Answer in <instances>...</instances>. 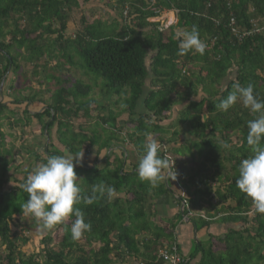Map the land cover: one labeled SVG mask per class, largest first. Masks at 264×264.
Masks as SVG:
<instances>
[{
	"label": "trees",
	"instance_id": "16d2710c",
	"mask_svg": "<svg viewBox=\"0 0 264 264\" xmlns=\"http://www.w3.org/2000/svg\"><path fill=\"white\" fill-rule=\"evenodd\" d=\"M91 1L100 0H0V55L4 59L0 84L3 90L7 85V96L12 98L9 104L0 101V264H168L158 257V251L172 244L182 258L179 264H186L173 230L156 225L150 217L152 200L169 194L175 197L170 184L164 185L163 178L156 186L141 181L136 171L138 161L132 172L125 169V147L91 138L100 133V127L109 130V122L115 127L112 137L120 144L125 142L123 129H128L125 137L138 146L139 157L146 138L155 134L152 136L161 143L159 154L170 158L175 168L179 157L187 155L192 161L189 182L195 190L186 187L182 199L190 207L179 211L178 221L196 209L199 212L188 218L197 230L216 220L240 225L225 235L222 252L213 249L211 239L198 240L193 243L189 259L200 255L197 264H264V214L256 212L251 199L236 185L241 161L252 155L246 139L247 122L257 114L240 101L227 111L216 107L237 84H252L264 100V0H117L109 22L84 15L83 30L73 37L66 36L68 14L80 2ZM163 11H175L177 22L165 27L152 20ZM232 17L240 33L249 32L247 36L239 39L232 32ZM253 24L261 31L250 33ZM193 26L206 44L205 52L180 55L175 33ZM23 65H31L34 76L47 79L48 87L42 94L49 93L50 84L55 83V92L49 93L46 104L43 100L41 112L9 108L10 104L28 106L39 101L32 92L36 82L22 90L13 85ZM74 69L94 75V82L101 79L99 94L105 99L109 95V101L98 106L92 95L93 85L76 76ZM68 75L75 81H70ZM28 88L31 92L23 95ZM6 110L10 114L5 115ZM80 115L93 121L76 128L73 118ZM122 116L126 119H120ZM4 119L12 129L32 122L42 134L47 128L49 141L43 146L41 141L34 142L33 148H43L50 156L62 155L63 150L77 155L95 146L99 151L121 153L113 160L107 155L103 168H75L85 194H90L95 184L115 189L110 199L77 206L85 213L86 222L91 223V230L80 239L71 237L73 216L45 233L37 253L22 251L29 241L17 223L25 217L20 208L28 199L22 185L34 169L20 171V166L14 164V146L6 147L1 129ZM120 121L125 123L118 127ZM231 136L237 137L236 143ZM169 144L174 145L166 150ZM22 149L30 153L24 146ZM34 155L41 160L38 153ZM46 160L42 158L41 162ZM83 171L96 174L87 178L91 185H83ZM20 173L23 180L16 178ZM12 176L15 185L5 191ZM203 203L208 206L203 207ZM200 213L209 219L200 217Z\"/></svg>",
	"mask_w": 264,
	"mask_h": 264
},
{
	"label": "clouds",
	"instance_id": "9594fccd",
	"mask_svg": "<svg viewBox=\"0 0 264 264\" xmlns=\"http://www.w3.org/2000/svg\"><path fill=\"white\" fill-rule=\"evenodd\" d=\"M176 39L179 41V54L185 55L194 51L203 55L206 44L201 40L198 29L177 30ZM238 101L257 114L247 122V145L252 155L241 161L239 178L236 185L248 198L259 214H264V100L254 91V86L248 84L242 87L237 84L229 95L216 106L227 111ZM161 143L153 136L146 138L143 155L140 157L136 169L138 178L156 186L162 179V171L169 167L171 174H176L166 157L160 153ZM83 152L77 155H55L47 158L45 163L38 165L28 174L22 185L28 199L22 204L23 216H31L38 222L41 232L52 230L75 217L70 225L71 237L78 240L91 230V223L86 222L85 213L80 207L91 205L97 199L112 198L115 189L112 186L101 184L93 185L90 194H85L78 182L75 168L81 164ZM176 178V177H175ZM183 201V200H182Z\"/></svg>",
	"mask_w": 264,
	"mask_h": 264
},
{
	"label": "rangeland",
	"instance_id": "374dc122",
	"mask_svg": "<svg viewBox=\"0 0 264 264\" xmlns=\"http://www.w3.org/2000/svg\"><path fill=\"white\" fill-rule=\"evenodd\" d=\"M107 1H109L110 5L106 4ZM116 1L117 0H100L97 2L91 1L90 3H87V4L80 2L79 7L72 9L71 12L68 14V16H69L68 25L69 26H68L67 32L65 33L66 36H72L73 37L76 35L77 31L83 30V28H84L83 16L84 15H86L88 18L94 17V18H99L101 21L109 22L111 20V15L113 16L115 14L112 7L113 8L115 7L114 5H115ZM165 12L166 13H164L163 16H161L158 20H160L163 24H170V22H172L171 20H172V17L174 16L175 11H173L174 13L172 11H165ZM116 16L118 17V15H116ZM154 19H156V18H154ZM10 24H11V21H10ZM48 61H50V60H48ZM2 62H4V59L0 55V67L2 65L1 64ZM47 65L48 64H46V66H45L46 68H48ZM32 69L33 68H31V65L25 66V68L23 65V68H21L22 71L20 70L19 74L17 73V75H16L17 80H14L13 85H15L16 87H18L19 89L22 90V88L25 86H31L32 87V84L36 82V84L33 85V87H35V89H33L32 92H33V94H36L35 96H37L39 102L42 101V99H43L45 104H46L48 102L49 97H50L49 93L52 94L53 91L55 92V89H56L55 83L50 84L51 91L49 93L42 94L44 88L48 87V85H46L48 81L45 77L43 78L40 76L39 77L34 76L31 73ZM42 69H43V67H42ZM39 71L42 74L43 70H39ZM55 72L57 74H59L57 71H55ZM63 73L68 74V72H66L65 69L63 70ZM75 73H76V76H78V77L80 76L84 82L90 83L93 85L94 91H93L92 95L94 94L93 95L94 98H96V100L98 101L97 102L98 106L101 103H106L105 100L110 99L109 95H107L106 99H105V97L103 98L102 94H99V92L101 93V91H99L100 90V82H101V84H103V81L101 79H100V81L94 82L93 81L94 75L92 76L91 74L90 75L85 74L83 72V70H79V69L75 70ZM24 75H25V77H24ZM37 77H38L39 81L38 80L36 81ZM67 77L69 78L70 81H75L73 76L68 75ZM29 79H30V81H29ZM26 80H27V82H26ZM6 82H8V79L6 80ZM95 83H96V85H95ZM6 84H8V83H6ZM69 86H70V84H69ZM6 87H7V85H6ZM6 87L3 90V87L1 88V84H0V91L2 90V97H0V100L5 101V102H9V101H12V98L7 96L9 89H7ZM31 90H32V88H28L27 91L23 90L22 94L28 95L31 92ZM10 92L12 93L11 89H10ZM93 106L97 110V106H95V105H93ZM11 107H14V106L12 104H10L9 108H11ZM15 107L16 108H14V109H19V110L22 109L23 110L25 108V104L21 105L20 107H18V106H15ZM28 109L31 112L36 113V112H41L44 109V106L42 104L36 103V104L29 105ZM115 109H118V108H115ZM4 114L8 115V114H10V111L6 110ZM102 115H104V112H102ZM14 118H16V116ZM18 118H19V116H17V119ZM120 119H126V116H122ZM90 120L93 121L92 118L88 119V118L80 115L78 117L73 118V124L75 125L76 128H79L80 124L89 122ZM9 122H10V120H9ZM124 123H125L124 121H120L117 123V125H118V127H121V125L123 126ZM163 123L166 124L167 122H163ZM3 125L4 126L1 129L6 136V147L9 148L12 145L14 146V150H13L14 156H15L14 157V159H15L14 164L20 166V171H23L28 167H30L33 170L38 165L42 164V162H41L42 158L47 159L48 157H51L50 155L46 154V151L43 148H37V149L33 148L35 146V144H34V140L36 139L35 137L41 135L40 127H38L36 124H34V122H32L29 126L24 127L25 129L21 128V127H16V128L12 129L8 124V120H5V119L3 120ZM85 127H87V126H84V128ZM107 127L109 128V130L104 129L103 127L98 128L100 133L97 134L95 136V138L93 136H91V138L96 139V140H99V138H101L100 142L102 144H111V145H114L116 147H121V146L125 147V151H127V154H128V162H126L125 169H126V171L132 172L133 170L131 167L136 162V158H135L136 156L134 155V153H136V151L138 152V146L136 147L134 144H131V142L128 141L129 139L127 140V138L125 137V133L127 134V132H128L127 128H124L123 129L124 131L121 134L122 137L124 136L125 142L120 144L119 142H117V141H120L119 139L112 137V135L115 133L114 124L112 122H109V124H107ZM85 130H87V128H85ZM87 132H89V131L87 130ZM44 133H45V131H44ZM54 134H55V132H54ZM108 135H110V136H108ZM152 135H155V134H152ZM167 137H169V134L167 135ZM108 139H110V140H108ZM231 139H232L233 143H236L238 140L236 136H231ZM40 141L43 143V140H40ZM169 145L170 146L166 145V150L169 147H172L174 144H169ZM177 145H180V144L177 143ZM22 146L29 149L30 153L23 150ZM182 148H183V151L186 150V146H184ZM101 151H104V150H101ZM101 151H99V152H101ZM35 153H38V155L40 156V158H41L40 161H37L35 159V155H34ZM115 154H116V152H115ZM165 154H167V153H165ZM185 154H187V153H185ZM196 158L200 159L197 156H196ZM91 159L92 158H90V160L88 159L87 163L90 162ZM102 159L103 158H101V161H98V163H99L98 167L99 168H103L107 164L106 161L102 160ZM179 159H181V160L178 161V160L174 159L175 163H176L175 169H176V172L179 174L178 175L179 180L175 181V179L171 176V173L168 172V169H169V167H168V168L163 169L164 171H166V173H164L165 176L162 175L163 176L162 182L164 183V185L170 184V186L173 187L172 188L173 192H176L179 188L183 189L185 191L186 187H189L193 191V190H195V185L193 183L189 182L190 181L189 180V170L191 169L192 161L188 158L187 155H185V157H183V158L179 157ZM170 161H172V160L170 159ZM116 163H118V161ZM170 165H171V163L169 162V166ZM114 167H115V165H114ZM174 172H175V170H174ZM167 175L168 176L170 175V176L167 177ZM98 176H100V175H98ZM82 177L86 178V179L90 178V177L94 178V177H96V174L83 171ZM16 178L22 179L23 174L20 173V175H17ZM86 179L84 180L83 185H87V184L91 185L90 182H88V179L87 180ZM14 180H15V178H14V176H12L11 181H10L11 185H6L5 191L9 190L11 187H13L15 185V183L13 182ZM81 181H78L79 184ZM181 182H183V185L185 186V188L181 187V185H178V183L181 184ZM186 184H188V185H186ZM176 186H178V189L176 188ZM213 186L216 187L217 185H215V183H213ZM202 205H203V207L208 206L207 203H203ZM188 207H190V206L188 205ZM194 210L196 212H199L196 209H194ZM17 223L19 225H21L19 228H22L21 230L23 231V233L27 237H29L28 243H26L25 245L22 246V251L24 253H28V254L29 253H37L43 245V244H41V238L45 235V233L47 231H44V232L39 231L37 220L34 218V222H33L31 216H25L24 219L21 220V223L19 221H17ZM207 239H208L207 237L203 238L204 242H207L208 241Z\"/></svg>",
	"mask_w": 264,
	"mask_h": 264
},
{
	"label": "crops",
	"instance_id": "0c3cea01",
	"mask_svg": "<svg viewBox=\"0 0 264 264\" xmlns=\"http://www.w3.org/2000/svg\"><path fill=\"white\" fill-rule=\"evenodd\" d=\"M164 13H166V12L164 11ZM163 14H162V16H163ZM171 21L172 22H170V24H164L165 27H169V26H171L177 22L176 12L174 13V16L172 17ZM2 87H3V83H2ZM0 93L2 94V90L0 91ZM1 97H2V95H1ZM3 102L5 104H8L10 101L9 102L3 101ZM36 103H39V104H42L43 106H45L43 99H42V101H40V102L37 101L33 104H36ZM21 105H23V104H21ZM21 105H18V107H20ZM29 105H31V104H29ZM28 106H26V104H25L24 109H28ZM14 108H16V107L15 106L11 107V109H14ZM20 110H22V109H20ZM31 113H33V112H31ZM44 131H45V133L43 132V134L41 133V135L36 136L35 137L36 139L34 140V142H38L40 140H43L42 146L44 143L46 144L49 141L48 139H50L48 136V133H47V128ZM51 134H52V137L56 136V134H54V132H52ZM59 148H61V150H63L62 147H59ZM82 152H83V158H82L80 165H82L85 168L98 166V164H99L98 161H101V158H103L102 160H105V157L107 155H111V160H113L115 158V156L119 157L121 155V153L118 151H115L116 154H112L110 151H107V150L99 152L97 146L93 147L89 151L87 150V152L85 151V149H83L80 153H82ZM66 154H69V153L65 152L63 150L62 155H66ZM124 155H125V157H127V162H128V154L125 153ZM134 155L136 156L135 157L136 158L135 163H137V161L139 162L140 157L138 155V152L136 151V153H134ZM87 158L89 160H90V158H92V159L90 162L87 163V160H88ZM133 165H132V167H133ZM168 172H169V170H168ZM164 173H165V171L163 170L162 175L165 176ZM175 175L171 174V176L175 179V181L176 180L178 181L179 178L176 177ZM7 185H11V183H9ZM178 185H183V182H181V184L178 183ZM171 188H173V187H171ZM176 188L178 189V186H176ZM174 196L175 197L173 198L172 195L169 194L167 196L161 197L160 199L152 200L151 203L153 204V206L151 209L150 217H151V220L154 221L158 226L165 227L168 231L173 230L174 239L177 242V244L179 245L182 255L185 257V263L186 264H197L198 263V261L200 259V255L197 258L191 260V259H189L190 258L189 254L194 247V245H193L194 241H198V240L204 241L203 238H205V237L212 240L213 249L215 251H219V252L221 251L222 252L223 249L225 248V246L223 244L224 243L223 239H224L225 235L232 228L239 229L240 225L238 223L237 224L236 223H227V222H222L220 220H218V221L216 220V221H213L210 225L202 227L199 230H197L195 228L193 222L188 217L184 218L183 221H178L176 218L179 211H182L181 210L182 209L181 204H182V200H183L182 197L185 196L183 189L179 188L176 192H174ZM172 224L174 226H171ZM173 227H175V228H173Z\"/></svg>",
	"mask_w": 264,
	"mask_h": 264
},
{
	"label": "built area",
	"instance_id": "2783aa9c",
	"mask_svg": "<svg viewBox=\"0 0 264 264\" xmlns=\"http://www.w3.org/2000/svg\"><path fill=\"white\" fill-rule=\"evenodd\" d=\"M156 0H152V2L154 3ZM164 13V11L162 12V14ZM162 14L160 15V16H158V17H156V19H154L155 21H160V20H158L161 16H162ZM152 19V20H153ZM161 22V21H160ZM235 24H236V20H235V18H231L230 19V26H232V32L234 33V34H236V35H238V37H239V39H242V38H244L245 36H247L248 34H249V32H245V33H240L239 32V30L235 27ZM254 26H253V28H252V30L250 31V33H258V32H260L261 31V27H257V26H255V24H253ZM168 161L171 163V165L170 166H173V163H172V161H170V158H168ZM175 175V174H174ZM176 176V175H175ZM177 177V176H176ZM184 191V190H183ZM184 194H185V191H184ZM182 196V195H181ZM182 211L184 210V209H189V207H188V205H187V203H186V201H182ZM194 215H196V212L195 213H193V212H189L188 214H187V216L186 217H188V216H194ZM185 217V218H186ZM200 217H202V218H204V219H206V220H208L209 218L205 215V213H200ZM158 257L159 258H161V259H163L165 262H167L168 264H179L181 261H182V258H181V256L179 255V253H178V251H177V248H176V245L175 244H172L171 246H166L165 248H162V249H159V251H158Z\"/></svg>",
	"mask_w": 264,
	"mask_h": 264
},
{
	"label": "flooded vegetation",
	"instance_id": "af4514ba",
	"mask_svg": "<svg viewBox=\"0 0 264 264\" xmlns=\"http://www.w3.org/2000/svg\"><path fill=\"white\" fill-rule=\"evenodd\" d=\"M165 173H166V171H165ZM167 177H169V176L167 175Z\"/></svg>",
	"mask_w": 264,
	"mask_h": 264
},
{
	"label": "water",
	"instance_id": "95a60500",
	"mask_svg": "<svg viewBox=\"0 0 264 264\" xmlns=\"http://www.w3.org/2000/svg\"><path fill=\"white\" fill-rule=\"evenodd\" d=\"M1 88H2V84H1Z\"/></svg>",
	"mask_w": 264,
	"mask_h": 264
}]
</instances>
